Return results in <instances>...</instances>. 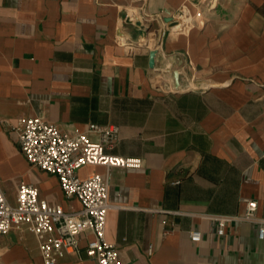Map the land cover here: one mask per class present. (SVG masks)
<instances>
[{"label": "crops", "instance_id": "crops-1", "mask_svg": "<svg viewBox=\"0 0 264 264\" xmlns=\"http://www.w3.org/2000/svg\"><path fill=\"white\" fill-rule=\"evenodd\" d=\"M37 116L67 132L118 125L109 153L142 160L79 171L107 175L121 264H264V0H0V186L12 204L27 182L79 209L20 150L18 119ZM244 199L258 221L219 235L214 217L243 215ZM0 264H44L35 235L1 236Z\"/></svg>", "mask_w": 264, "mask_h": 264}, {"label": "built area", "instance_id": "built-area-1", "mask_svg": "<svg viewBox=\"0 0 264 264\" xmlns=\"http://www.w3.org/2000/svg\"><path fill=\"white\" fill-rule=\"evenodd\" d=\"M181 16H188V12L184 10ZM92 134L97 137L92 138ZM120 134L118 125L89 124L84 131L67 132L43 116L20 117L17 137L22 154L32 166L56 176L65 197L79 201L81 206L66 209L62 204H51L40 196L37 185L27 182L19 184L16 202L12 204L0 186V237L13 230L29 229L37 238L44 264H58L82 252L98 264H121L118 248L106 236L107 216L112 207L107 175L81 177L79 173L86 166L141 167L140 158L109 153L119 142ZM243 201V215L214 217L220 224L219 235H224V226L229 222L258 221V202ZM85 234L90 238L82 250ZM189 237L199 243L202 232L191 231ZM259 237L264 239V226ZM153 252L150 246L148 254Z\"/></svg>", "mask_w": 264, "mask_h": 264}, {"label": "water", "instance_id": "water-1", "mask_svg": "<svg viewBox=\"0 0 264 264\" xmlns=\"http://www.w3.org/2000/svg\"><path fill=\"white\" fill-rule=\"evenodd\" d=\"M158 51H159L158 48H155L150 53V67L152 69H155V67H156V57H157ZM174 74H175L174 77H175V81H176V88L179 90L180 86H181L180 73L179 72H175ZM191 88L192 89H196L197 86L196 85H191Z\"/></svg>", "mask_w": 264, "mask_h": 264}, {"label": "rangeland", "instance_id": "rangeland-1", "mask_svg": "<svg viewBox=\"0 0 264 264\" xmlns=\"http://www.w3.org/2000/svg\"><path fill=\"white\" fill-rule=\"evenodd\" d=\"M161 81V80H160ZM197 86V85H196ZM190 86H188V89H189Z\"/></svg>", "mask_w": 264, "mask_h": 264}]
</instances>
